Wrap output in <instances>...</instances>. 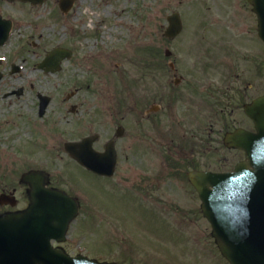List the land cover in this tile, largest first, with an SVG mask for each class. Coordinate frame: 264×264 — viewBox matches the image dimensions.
Here are the masks:
<instances>
[{
  "label": "rangeland",
  "instance_id": "obj_1",
  "mask_svg": "<svg viewBox=\"0 0 264 264\" xmlns=\"http://www.w3.org/2000/svg\"><path fill=\"white\" fill-rule=\"evenodd\" d=\"M0 5L13 20L0 47V187L23 189L20 176L37 169L47 173L50 186L77 198L80 209L60 243L70 255L117 264H227L185 172L192 167L188 162L223 171L241 158L222 145V137L227 128L250 122L241 105L225 104L232 91L224 92L238 86L240 100L247 101L264 91V44L247 0H75L65 14L57 0L38 6L0 0ZM172 12L179 13L183 30L168 44L159 38V24L165 26ZM57 45L72 56L53 74L36 68ZM13 63L21 70L9 76ZM169 63L187 79L200 80V72L218 76L213 86L220 90L208 89V104L200 106L203 118L190 125L179 120L182 104L188 103L183 93L173 120L163 117L156 139L144 141L132 134L138 108L152 102L159 78L171 72ZM18 87L21 95L5 96ZM37 92L51 97L46 117L37 115ZM71 104L79 113L68 112ZM48 119L54 125H46ZM118 125L125 132L116 141L111 177L78 167L63 150L64 141L94 131H101L104 143ZM165 136L175 138L172 151ZM147 149L158 155L138 157ZM166 154L176 161L169 173ZM148 175L156 180L141 183Z\"/></svg>",
  "mask_w": 264,
  "mask_h": 264
},
{
  "label": "water",
  "instance_id": "obj_2",
  "mask_svg": "<svg viewBox=\"0 0 264 264\" xmlns=\"http://www.w3.org/2000/svg\"><path fill=\"white\" fill-rule=\"evenodd\" d=\"M29 1L41 4L44 0ZM257 14L258 35L264 41V0H248ZM73 0H59L62 12H66ZM165 35L174 37L181 28L177 13L167 17ZM9 23H0V44L8 34ZM71 52L60 47L52 48L37 65L44 72L60 68V61L69 58ZM17 69V68H15ZM19 94V91L16 92ZM40 114L49 101L40 98ZM246 114L255 122L257 133L242 129L225 136L229 147L242 149L244 160L238 162L232 172L214 173L191 171L188 180L198 192L201 210L212 227V236L230 264H264V96L246 105ZM93 137L65 142L64 148L74 160L98 175L110 176L115 165V153L107 147L104 153L92 150ZM28 183L31 203L11 217L0 220V233L7 223H15V264H115L99 263L78 255L70 257L62 250L52 249V238L63 240L70 220L77 213V201L62 191L44 187L45 177L39 172L23 174ZM9 232V228L5 231ZM6 236H9L6 235Z\"/></svg>",
  "mask_w": 264,
  "mask_h": 264
},
{
  "label": "flooded vegetation",
  "instance_id": "obj_3",
  "mask_svg": "<svg viewBox=\"0 0 264 264\" xmlns=\"http://www.w3.org/2000/svg\"><path fill=\"white\" fill-rule=\"evenodd\" d=\"M2 16H5V15L2 14V9H1V5H0V17H2ZM165 19H166V17H165ZM165 27H166V25L164 26L162 24H159V35H160L159 38H163L166 42H168V44H170L173 40H175L179 36V34H181V32L183 30V27H182L180 33L177 36H175L172 39H168L164 35ZM166 49L167 48H164L163 53L165 52ZM169 68H170V66H169ZM170 69H171V72H163V74L161 75L162 77L159 78V81L157 83L158 91L155 92L154 96L151 98L152 102L148 104V101H147L146 104H142V105L140 104V106L138 108V115H137L138 118L136 119L137 121L135 123L136 128H133L132 134L133 135L137 134V136H139L140 139H142L144 141L156 139V137L160 133V127L162 125L161 122L163 121V119L165 117H167L169 119L171 118L170 120H173V117H174L173 111L175 108V103L180 101L181 99H183V93L187 97L188 103H187V105L182 104L183 108L181 107L179 120L184 122L185 124H187V121H189V125H190L192 122H198L199 120H201L203 118L204 113H203V111L200 110V106H206L208 104V100H209L208 94L210 92V91H208V89H215L216 91L220 90V87L213 86V85H217L219 83V81H220L219 77L217 76V78H212L208 75L209 72H200L201 73L200 80H198V79L193 80V79L185 78L182 74H180V72H177L175 70V68L171 67ZM224 73L226 75L229 74V72H224ZM7 74L9 76L13 75V74H9V73H7ZM233 74H235V72H233ZM190 77H191V75H190ZM2 78H3V73L0 72V81L2 80ZM227 81L228 80H226V82ZM250 81H254V79H252ZM229 85H230V83H229ZM160 89H163V91L164 90H166V91L163 92V94H160L159 93ZM230 90L232 91V94L229 95V98L227 99V102L225 104H227L229 106L234 105L238 108L240 107V105L243 108L245 104L251 102L257 96L264 94V91L262 89H260L258 94L255 92L256 94H253L251 97H249V99L247 101H242V100H240V90H239L238 86H237V90L229 88V89H226L224 93H226L227 91H230ZM220 97H221V94L218 98V101H220ZM156 99H158V102L156 101ZM214 99L216 100L215 97H214ZM163 100L166 101V104H163L164 103ZM232 102H233V104H232ZM202 103H204V105H201ZM218 103L220 105H223V103L221 101ZM37 105H38V102H36V107H37ZM215 105H218V104L215 103ZM78 110L79 109L76 106L74 108H71V107L69 108V111H71L73 114L79 113ZM221 110H223V109L221 108ZM46 113H47V111L45 112V114ZM46 116L47 115H45V117ZM243 116H245V118L249 120L250 125H249V127H245V126H242V127H244L245 129L249 130L252 133H255L256 132L255 124L246 115H243ZM207 119H208V117L206 118V120ZM54 123L55 122L53 120L49 121V119H48L46 125H54ZM118 126H120V125H118ZM116 128L114 130L115 134H116ZM235 128H238V127L227 128L225 133L230 132V131L234 130ZM52 130H54V128H52ZM58 132H60V130ZM121 132H122V134L125 132L124 127H122ZM114 133H113V135H114ZM98 135H99V138H97L95 140V142L93 143V147H94V149H96L98 151H102L105 147L106 142L101 143L99 141V140H101V134L99 133ZM118 138H121V137H115V138L112 137L111 138V136H110L107 140L112 141V143L114 144V146L116 148V141L118 140ZM164 138H167V139L169 138L167 140V146H168L169 150L172 151V148H170L171 142L175 138H173L171 136H165ZM99 144H101V145H99ZM222 145L225 148H227V150L240 152L241 157L244 154L239 149H233V148H229V147L225 146L223 143V137H222ZM147 150L148 151L142 150L141 153L138 154V157L148 156V155H144L143 152L154 153V156L158 155V154H156V151L153 149H147ZM165 157H167V158H166V165H164V166L169 168V171H168V173H169L176 166V161L170 159L171 156L169 154H166ZM175 159H177V158H175ZM191 164L193 166H195L194 162H188V164H186V165H191ZM116 167H117V164H116ZM191 169H193V167H191ZM155 180H156V177H150V175H148V178H144L141 183H144L145 181H151L152 182ZM23 184L25 186L23 185V189H19V190L16 187H13L11 190H6V188L0 187V218H3L7 215L16 214L18 211H21L22 209H24L29 204L27 185L25 183H23ZM47 186L49 187V184H47ZM52 186H54V185H52ZM191 189H192V187H191ZM143 198H144V196H143ZM11 226H12L11 223H9V238H8V240H6L5 237H2L0 235V264H6V263L13 264V262L15 264V245H16L15 229L12 228ZM7 229H8V227L2 228L3 231H6ZM58 245L60 246V242L58 243ZM11 259H13V261H11Z\"/></svg>",
  "mask_w": 264,
  "mask_h": 264
},
{
  "label": "bare ground",
  "instance_id": "obj_4",
  "mask_svg": "<svg viewBox=\"0 0 264 264\" xmlns=\"http://www.w3.org/2000/svg\"><path fill=\"white\" fill-rule=\"evenodd\" d=\"M86 0H81V2H85ZM105 12V14H108V11L107 10H105L104 11Z\"/></svg>",
  "mask_w": 264,
  "mask_h": 264
}]
</instances>
